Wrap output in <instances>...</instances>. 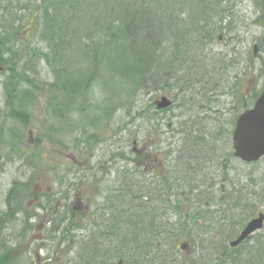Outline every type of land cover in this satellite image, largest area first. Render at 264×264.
Returning <instances> with one entry per match:
<instances>
[{"label":"trees","instance_id":"trees-1","mask_svg":"<svg viewBox=\"0 0 264 264\" xmlns=\"http://www.w3.org/2000/svg\"><path fill=\"white\" fill-rule=\"evenodd\" d=\"M28 1L27 12L39 14L36 43L32 44L27 34L23 36L20 26L8 28L9 20L0 21L4 29L0 31V66L7 71L0 80V159L17 160L28 172L8 188L0 227L3 220L12 222L19 212L28 221L33 212H28L25 201L35 197V178L60 169L53 164L54 156L42 149L43 140L57 144L63 152L66 137L73 135V148L84 145L93 150L118 112L130 117L124 125L140 119L150 124L148 130L153 133L157 114L166 109L157 110L154 102L138 107L142 93L150 86L153 90L177 89L173 104L177 96L181 100L188 97L196 100L193 106L197 111L211 109L204 101L214 85L228 87L226 94L231 97L234 115L249 107L260 92L255 86L242 88L237 76L228 82L224 73L233 62L226 60L227 56L208 55L205 49L221 30L218 23L229 9L224 0H32L38 1L35 6ZM1 8L5 15L12 14L9 4ZM254 22L264 26V12ZM248 63L253 64L252 55ZM42 68L49 70L50 79L44 78ZM242 71L243 78L246 71ZM37 98L42 100L40 112L45 113L44 132L30 144L25 131L32 120L36 121L33 108ZM189 101L184 100V106ZM195 116L184 119L181 114L175 121L180 137L177 148L172 147L173 142L169 144L163 193L162 178L149 187L145 178L141 182L127 171L119 189L111 188L103 196L99 209L106 217L100 220V231H95L99 214L78 240L72 234L78 227L84 229L78 224L54 230L58 233L51 244L55 248L67 246L64 264H264V234L255 238L254 234L236 247L226 243L259 210L264 178L257 177L255 168L246 174L234 171L230 178L226 162L233 153L222 154L220 143L231 130L221 123L207 127L213 120ZM134 161H130L134 165L130 171L137 169ZM207 172L221 178L219 185L208 182ZM63 191L64 198L70 197ZM171 195L175 196L174 204ZM183 203L194 206L183 210ZM200 205L201 211L196 207ZM215 205L224 206L216 210L220 213L216 223L208 209ZM51 213L55 228L59 217ZM187 222L203 228L202 233L209 236L192 244L197 257L178 263L173 258L174 243L189 246V241L180 242L188 233ZM219 225H223L219 233L222 241H216L211 232V226ZM48 231L52 234L51 228ZM7 250L0 249V264L12 262Z\"/></svg>","mask_w":264,"mask_h":264},{"label":"rangeland","instance_id":"rangeland-1","mask_svg":"<svg viewBox=\"0 0 264 264\" xmlns=\"http://www.w3.org/2000/svg\"><path fill=\"white\" fill-rule=\"evenodd\" d=\"M25 1L26 0H21L20 3H18L16 0H0V21H2L3 18L9 20V23H7L8 28L20 26L23 36L27 34L29 36L28 40L31 41V43H36L34 33L38 28L39 14L36 11H34L33 16L29 14L25 9ZM28 3L35 6V4H38V1L34 3L32 0H29ZM7 4H9L10 9L12 10V14L10 15H5L1 8L2 5ZM223 5L229 9L225 12L226 16L222 22L218 23L221 30L215 33V40L208 43L205 49L208 51V55L214 54L220 58L227 56L226 60L233 62V66L230 69H226L224 73V75L228 77V82H234L233 78L234 76H237L241 79L242 84H244L242 88L245 87L246 90H249L255 86L257 89H260L264 79V26L259 25L254 21L259 18L262 12H264V0H224ZM2 13L4 15H2ZM32 25L35 27L33 28ZM0 31H4L3 27H0ZM219 35H221V37L218 39ZM254 44H257L258 49L256 57L252 56L253 64L249 65L248 56L252 55V46ZM242 68L246 71L243 78L241 77V73L243 72ZM5 74H7V71L4 67V69L2 68V70H0V80ZM42 74L44 78H51V74L47 68H42ZM215 87L216 86L214 85L212 90L206 93L204 101L211 107L210 110L205 111L200 109L197 111L196 107L193 106L195 105L196 100L189 101L188 97H185V99L183 97L181 100L180 96L175 97V103L169 109L157 114L158 119L154 120L157 128L153 133H149L148 128L150 124L147 122H141L140 119L132 124L124 125L128 123L130 117L118 112L109 125L108 130L101 133L100 138L98 137V139L101 140H98V143L93 146V150L86 149V146L84 145L83 147L80 146L79 149L73 148V135H68L66 137L64 146L62 147L63 152H59L61 148L57 144L55 145L52 142L43 140L41 147L43 150L45 149L50 152L51 156H54L53 164L60 167V169L56 168L55 172L57 173L58 170L59 173L57 175L53 172L56 177L50 175V173H46L43 177L38 176L35 178V181L38 178H43L46 179V182L43 185L41 193H37L33 199L25 201L29 208L28 212L34 213H30L32 215L28 218V221H26L25 215L20 212L15 214L12 222H9V220H3V225L0 227V249H2V251L8 249L7 252H11L13 259L10 264H37L36 255L40 258L39 264H64V258L68 253L65 252L67 246L63 244L61 247L55 248V245L51 244L55 239L54 237L57 236L58 232L56 235L54 232L57 227L52 228L53 222L50 223V219L53 218L52 214H49L47 209L42 208V204L47 200H49L47 202L53 200L52 205L54 206L55 200L54 197L46 198V196H52L54 192H59V198L57 197V199L63 206V210L59 213V216L63 218L66 214H69L67 210H69L73 202V196L71 195L70 197L68 196L64 198L65 193L63 190L73 187L74 191L71 193H80L81 201L83 202L82 204L89 207H87L88 214L90 215L89 219L94 220L100 212L99 208L104 199L100 194V190L103 192V195L106 196L109 192V189L106 186H117V189H119V185L121 186L122 183L123 174L127 171L133 172L134 178L141 179L136 170L130 171V168H133L134 166L133 163L130 162L131 159H134L132 155L133 152H131L133 140H136V144L141 148L144 145L150 146L152 154L159 155L160 153L155 152L154 148L159 149L162 146L164 149L162 162L169 168V144L173 142L172 147L177 148L178 138L180 136L175 130V121L181 119V114H184L185 119L189 116H195L194 114L197 112L196 116L208 118L207 120H213L207 122V127H212L216 123H221L222 126L230 129L232 132L233 125H230V122L234 121V118L239 112L234 115L235 108H233L231 97L226 94L228 87L225 89L216 87L217 89L213 90ZM176 91L177 89L168 87L162 90H153L150 86L147 92L142 93L138 107L141 109L143 106H146L147 103L154 102L155 99H158L164 94L173 99V93ZM37 99L38 103L33 108V116L36 121L32 120L33 122L25 131L27 136L26 139L30 144L36 142L38 133L44 132V123H42V119H44L45 113L43 111L40 112L42 100L39 98ZM184 100L189 101L185 106L183 104ZM197 101H200V99ZM157 121L159 123H157ZM167 123H170V126H168ZM9 124H12V122H9ZM118 126H120L119 129L115 131ZM231 132L221 139L220 146L222 154H228V151L233 152ZM156 144L159 145L156 146ZM67 155L73 156L77 162L86 161L88 165L92 167L95 166L94 170L92 169L94 172L93 175L86 176L82 173H79V175H73V166L76 164L69 163ZM158 162H160V160H158ZM101 163L102 169H100L99 166ZM226 165L229 168L227 171L229 172L230 178H232L234 171H238L240 174H246L253 168L256 169L257 177H260L261 179L264 178V156L258 162L252 164L244 163L238 158L232 156L228 159ZM26 173L28 172L21 167L17 160L9 162L0 159V211L5 209V196L11 183L16 179H24ZM215 174L216 173L213 174V172L210 174L209 172L206 175L210 184H213V182L218 184L219 179H221ZM68 181L69 183L66 187L65 183ZM60 184H63L62 187H59ZM211 188L214 190L215 186L213 185ZM169 199L171 204L175 203L174 195H171ZM260 199L261 201L257 203V207L259 210H264V197H260ZM193 206L194 204L192 203L182 204L183 210H189ZM200 206L201 207L196 206L199 208V211L203 209L202 205ZM218 207L224 208V206L221 207L216 205L208 208L213 213V217L215 218V221H213L214 223L218 221V216L220 214L219 212L216 213ZM174 219L175 217L172 216V221ZM77 223L78 226L81 227L84 226V224H88V222H82L80 220L77 221ZM187 224L188 233L180 237V242L183 240L189 241V247L181 249L178 248L180 244L179 242L174 243L175 246H177V249L174 252L173 258L178 263H184V260L187 261L188 259H194L197 257L198 254H194V249L196 250V248H194L192 244L196 245L199 241H205V238L209 236V234L202 233L203 228H199V226L197 228V226L193 225L191 222H187ZM60 225L61 223L58 224V226ZM91 226L92 225H90L89 228H91ZM222 226H211V232H213L212 237L215 238L216 241L219 240V238L220 241L223 240L219 234L223 229ZM50 227L52 234L48 231ZM78 228L72 231L75 240L86 235L84 229L79 230L80 228ZM239 230L237 229L235 234H237ZM258 234H264V227L255 233L254 238ZM254 238L251 239V242L254 241ZM228 241L229 239L226 240V243H228ZM70 256H72V253H70Z\"/></svg>","mask_w":264,"mask_h":264},{"label":"flooded vegetation","instance_id":"flooded-vegetation-1","mask_svg":"<svg viewBox=\"0 0 264 264\" xmlns=\"http://www.w3.org/2000/svg\"><path fill=\"white\" fill-rule=\"evenodd\" d=\"M135 145L136 146L132 147V152H133L132 155L135 158L134 162H135L136 167H137V169H136L137 174L140 176L141 179L145 178L147 180L146 182L149 183L148 184L149 187H152L156 183H159L160 178H162L160 181H162L161 192L163 193L165 186H166V182H167L168 167L165 164H163L162 161L158 162L159 156H158V154H152V152L150 150V146L144 145L141 148L137 144H135ZM69 163L76 164L75 167H73V175H79V173H82V174L87 176V175H93V173H94L92 171V169L94 170L95 166L92 167V166L88 165L86 163V161L77 162L76 160H70ZM101 165H102V163L99 165L100 169H102ZM132 169H134V166ZM53 172L56 173L55 170L49 171V173L52 176H55V174ZM58 173L59 172L57 170L56 174L58 175ZM141 179H138V180L141 181ZM45 182H46V179H43V178H38L35 181L34 186H33V191H34L35 195L37 193L42 192L43 185L45 184ZM151 182H154V183L150 184ZM68 183H69V181L65 183L66 187H67ZM62 185L63 184H60L59 187H62ZM106 187H108L109 190L111 188H117V186H110V185L106 186ZM69 188L64 189V190L68 191ZM72 191H74V189H70V191H68V193L71 196H73V198H72L73 202H72L69 210H67L69 214H66L63 218L61 216H59V213L62 212V210H63V206L61 205V202L57 199V197L59 196V192H54L52 194V196L51 195L46 196V198L54 197V200H55L54 206L52 205L53 200H50V202H48V203H43L42 208L47 209L49 214H52L51 211L58 214V217H59L58 219H59V221L61 220L60 221L61 225L60 226L56 225V227H57L56 229H60L63 225H67V226H69V225L71 226L72 224L77 225L78 224L77 221L80 220L82 222L83 221L88 222V224H84V226H82V228H84L85 233H87L88 227L93 224L92 223L93 220L89 219L90 215L88 214V211H87L89 207L87 205L82 204L83 202L81 201L80 193H78V192L71 193ZM100 194L102 195V197L104 196L103 192L101 190H100ZM59 208H60V210H59ZM63 212H66V211H63ZM103 217H106V216L105 215L102 216V214H100V212H99V217H98L99 223L96 226L95 231L101 230L100 220H103ZM52 221H53V219H50V223H52ZM36 256H37V264H39L40 258L38 255H36Z\"/></svg>","mask_w":264,"mask_h":264},{"label":"water","instance_id":"water-1","mask_svg":"<svg viewBox=\"0 0 264 264\" xmlns=\"http://www.w3.org/2000/svg\"><path fill=\"white\" fill-rule=\"evenodd\" d=\"M220 38V37H219ZM258 46H252L253 56H256ZM172 100L162 95L155 100L157 109L167 108ZM233 154L243 162H255L264 156V81L260 94L253 105L244 109L235 119L231 135ZM264 224V212L259 211L257 216L251 218L241 229L238 235L229 241V246L235 247L250 235L260 230ZM187 244L182 243L181 248Z\"/></svg>","mask_w":264,"mask_h":264}]
</instances>
